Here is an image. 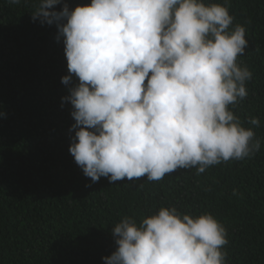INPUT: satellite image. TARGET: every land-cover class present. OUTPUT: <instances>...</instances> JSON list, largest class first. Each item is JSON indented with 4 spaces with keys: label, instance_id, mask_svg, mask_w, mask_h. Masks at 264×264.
<instances>
[{
    "label": "clouds",
    "instance_id": "1",
    "mask_svg": "<svg viewBox=\"0 0 264 264\" xmlns=\"http://www.w3.org/2000/svg\"><path fill=\"white\" fill-rule=\"evenodd\" d=\"M34 7L33 22L55 25L64 46L69 74L61 83L72 86L62 102L75 121L69 152L92 183L159 181L177 169L199 175L261 149L232 110L247 97L252 72L237 63L248 40L240 24L229 30L227 0H91L72 9L39 0ZM248 123L260 126L256 117ZM111 234L115 250L104 264H226L227 232L211 213L160 207L139 222L123 217Z\"/></svg>",
    "mask_w": 264,
    "mask_h": 264
},
{
    "label": "trees",
    "instance_id": "2",
    "mask_svg": "<svg viewBox=\"0 0 264 264\" xmlns=\"http://www.w3.org/2000/svg\"><path fill=\"white\" fill-rule=\"evenodd\" d=\"M38 2L0 0V264H104L115 250L112 226L160 207L211 213L227 232L226 264H264V0H227L229 30L240 24L248 40L237 63L252 72L247 97L232 110L261 149L199 175L177 169L159 181L113 183H92L69 152L75 121L62 102L72 86L61 83L69 74L64 46L55 25L33 22ZM64 2L72 9L91 0Z\"/></svg>",
    "mask_w": 264,
    "mask_h": 264
}]
</instances>
